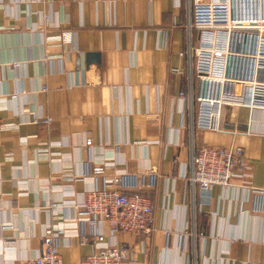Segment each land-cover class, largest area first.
I'll return each mask as SVG.
<instances>
[{
  "label": "crops",
  "instance_id": "crops-1",
  "mask_svg": "<svg viewBox=\"0 0 264 264\" xmlns=\"http://www.w3.org/2000/svg\"><path fill=\"white\" fill-rule=\"evenodd\" d=\"M189 10L188 0H0V116L12 124L0 134V264L38 256L51 226L69 264L98 232L130 247L125 264H264L252 191L264 188V106H225L222 131L195 126ZM204 145L241 147L247 167L205 193L189 181ZM119 174L125 192L150 196V233L80 219L86 192Z\"/></svg>",
  "mask_w": 264,
  "mask_h": 264
},
{
  "label": "built area",
  "instance_id": "built-area-1",
  "mask_svg": "<svg viewBox=\"0 0 264 264\" xmlns=\"http://www.w3.org/2000/svg\"><path fill=\"white\" fill-rule=\"evenodd\" d=\"M189 29L199 32L198 43L188 50L194 60V76L199 80L196 97L195 126L199 129L222 131L223 108L227 105L264 106V0H188ZM186 55L185 52H181ZM94 68L88 69L90 82ZM51 121V119H45ZM12 124L0 116V134ZM86 144H91L88 140ZM241 147L204 145L193 156L191 184L205 193L215 186L231 183L236 167H247ZM105 165H95V176L105 172ZM106 184L86 192L80 204L84 216L80 219L106 221L112 233H150L154 214L147 194L123 190V176L115 175ZM255 209L264 211V188H253ZM55 204H53V207ZM62 231L46 228L41 253L19 264H69L59 250ZM86 240L84 234L81 235ZM95 250L78 264H125L131 249L125 244L105 242L104 233L93 236Z\"/></svg>",
  "mask_w": 264,
  "mask_h": 264
},
{
  "label": "water",
  "instance_id": "water-1",
  "mask_svg": "<svg viewBox=\"0 0 264 264\" xmlns=\"http://www.w3.org/2000/svg\"><path fill=\"white\" fill-rule=\"evenodd\" d=\"M94 55H96L97 56V59L99 60V54H94Z\"/></svg>",
  "mask_w": 264,
  "mask_h": 264
}]
</instances>
